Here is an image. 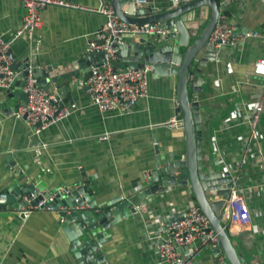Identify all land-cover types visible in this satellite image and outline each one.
I'll use <instances>...</instances> for the list:
<instances>
[{
  "label": "crops",
  "instance_id": "1",
  "mask_svg": "<svg viewBox=\"0 0 264 264\" xmlns=\"http://www.w3.org/2000/svg\"><path fill=\"white\" fill-rule=\"evenodd\" d=\"M61 1L86 9H44L43 27L35 33L41 41L36 51L34 40L18 36L25 16L22 2L0 0V39L12 43L14 65L29 60L38 71L52 69L47 72L48 90L60 94L62 105L77 106L69 118L37 132L12 116L21 104L15 97L18 86L0 90V194L13 192L20 182L41 184L45 193L56 195L63 188L80 186L98 205L126 199L149 187L151 179L146 175L157 168L158 153L167 158L185 156L184 130L167 126L177 117L178 78L157 79L151 72L149 95L136 103L131 114L102 115L85 90L87 69L95 61L69 71L88 55L89 42L106 21L87 10L99 8L101 0ZM217 2L234 22L236 36L253 31L261 37L222 50L218 62L203 69V169L233 175L238 192L234 209L248 218L226 225L228 233L247 264H264V180L257 162L264 153V112L256 140L249 123L264 86V78L254 73L255 64L264 59V0ZM151 7L165 12L175 6L173 0H151ZM211 14L207 7L193 13L203 26ZM38 151L41 164L36 162ZM192 202L196 203L192 189L186 187L154 194L137 214L108 230L109 238L94 252L101 260L88 258V263L75 256L69 236L74 233L65 230L68 223L60 214L38 211L25 219L16 208L2 209L0 264H160L156 238L164 237L170 221ZM83 209L88 210V205ZM195 264H226V260L206 249Z\"/></svg>",
  "mask_w": 264,
  "mask_h": 264
},
{
  "label": "water",
  "instance_id": "2",
  "mask_svg": "<svg viewBox=\"0 0 264 264\" xmlns=\"http://www.w3.org/2000/svg\"><path fill=\"white\" fill-rule=\"evenodd\" d=\"M110 3L117 16L126 23L137 25L158 23L169 30V33L163 37L151 36L142 37L138 41L127 40L119 47L120 62L116 64V69H125L127 66L142 69L151 66L157 79L178 78L176 120L180 122L181 129L186 134L187 146L184 157L178 155L167 158L158 153L157 168L151 172L150 185L137 195L126 199L117 197L109 203L98 205L80 186L73 187L69 194H58L56 206L65 207L60 213L62 220L68 223L65 230L74 233L69 236L74 242L75 256L85 263L89 262L88 258L95 262L101 260L94 252L103 247L106 239L109 238L107 232L112 226L137 214L140 206L154 194H164L186 187L192 189L196 203L208 218L212 230L219 236L221 246L214 251V254L224 256L226 264H247L245 254L236 248L223 221L226 201L232 196L236 187L233 175L214 169L205 171L202 158L201 109L204 104L201 103V94L205 82L202 72L210 63L218 62L217 53L209 45V38L219 21L221 12H225L226 8L220 6L217 0H195L165 12L147 7L137 13L134 3L130 0H110ZM126 6L128 8L123 11ZM202 7L212 9L211 17L205 26L198 22L200 19L197 15H193ZM103 57L102 53L89 52L69 71L83 68L87 61H100ZM30 64L28 60L24 65L13 66L15 70L21 72L17 78L18 89L15 93V97L21 103L28 101L22 89L27 78L26 69ZM50 71L52 69L49 68L48 71L35 72L40 86L47 88L46 85L50 81L47 72ZM86 73L89 77L90 68ZM42 76L48 79H41ZM191 76H194V82L190 81ZM18 107L19 105L16 109ZM40 126L41 124H38L36 129ZM167 126H170V123ZM15 185L14 191L8 193L7 206L4 209H19L22 195L30 194L35 190L45 191L41 184L36 187L33 184L22 185L16 182ZM86 204L89 209H81Z\"/></svg>",
  "mask_w": 264,
  "mask_h": 264
},
{
  "label": "built area",
  "instance_id": "3",
  "mask_svg": "<svg viewBox=\"0 0 264 264\" xmlns=\"http://www.w3.org/2000/svg\"><path fill=\"white\" fill-rule=\"evenodd\" d=\"M19 1L25 8V16L18 36L26 35L28 39L34 40L38 49L36 51H39L41 41L35 36V33L43 27L42 11L44 9L50 6L86 9L61 0ZM130 1L134 3L137 13L141 9L152 8L151 0ZM193 1L195 0H173V5L179 6ZM232 2L243 4L244 0H232ZM127 8V6L124 7L123 11ZM87 10L103 15L106 21L88 44V52L102 53L104 57L90 66L91 73L85 82L86 94L102 115L112 112L131 114L136 103L149 95V76L152 68L146 66L140 69L127 66L125 69L117 70L119 47L130 39L138 41L142 37L166 36L169 30L158 23L144 25L126 23L117 16L111 3L107 0H101L99 8ZM260 37L259 33L253 31H246L243 35L236 36L234 22L229 19L226 12H221L219 21L209 38V45L213 47L219 57L220 52L224 49H229L247 39ZM11 50L12 43L0 39V90L4 92L11 91L16 86L17 78L21 73L13 68ZM26 71L27 78L22 90L27 95L28 101L21 103L13 111L12 116L15 119L24 121L29 127L35 129L38 124H41L36 129L39 132L41 129L69 118L77 110L75 104L62 105L61 96L55 89L51 92L50 89L39 85V78L35 74L38 71L37 66L30 64ZM254 73L264 78V59L255 64ZM190 81L194 82V76L190 77ZM263 112L264 86L263 93L249 122L255 140L258 138L257 129ZM170 127L178 129L181 124L175 118L170 123ZM39 157L40 152L38 151L36 162L41 164ZM257 162L264 180V153L259 154ZM146 176L151 179V174L148 173ZM60 192L59 194H69L72 190L63 188ZM8 195L6 192L0 194V210L7 206ZM57 195L38 190L22 195L20 208L15 211L25 219L38 211L60 214L65 209L56 206ZM237 198L238 192L233 190L232 196L226 201L223 216L226 225L239 224L248 218L246 213H239L234 209ZM220 246L219 236L212 230L208 218L195 202L190 203L182 215L175 216L170 221L164 237L156 238L157 256L160 264H195L203 250L215 251ZM216 255L223 259L218 254Z\"/></svg>",
  "mask_w": 264,
  "mask_h": 264
},
{
  "label": "rangeland",
  "instance_id": "4",
  "mask_svg": "<svg viewBox=\"0 0 264 264\" xmlns=\"http://www.w3.org/2000/svg\"><path fill=\"white\" fill-rule=\"evenodd\" d=\"M226 223L224 222V225H225Z\"/></svg>",
  "mask_w": 264,
  "mask_h": 264
},
{
  "label": "clouds",
  "instance_id": "5",
  "mask_svg": "<svg viewBox=\"0 0 264 264\" xmlns=\"http://www.w3.org/2000/svg\"><path fill=\"white\" fill-rule=\"evenodd\" d=\"M6 208V207H5ZM4 209V208H3Z\"/></svg>",
  "mask_w": 264,
  "mask_h": 264
}]
</instances>
